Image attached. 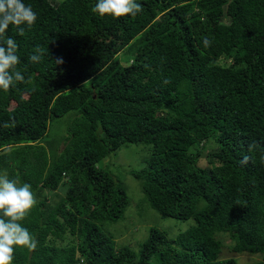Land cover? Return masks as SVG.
I'll return each mask as SVG.
<instances>
[{
	"label": "trees",
	"instance_id": "obj_1",
	"mask_svg": "<svg viewBox=\"0 0 264 264\" xmlns=\"http://www.w3.org/2000/svg\"><path fill=\"white\" fill-rule=\"evenodd\" d=\"M23 2L35 24L0 44L17 42L31 83L0 90V171L31 185L22 223L38 244L13 264H236L219 235L264 264V0H137L142 11L122 18L93 13L96 0ZM68 114L65 135L47 140ZM125 144L148 149L130 172L147 205L193 223L173 239L150 229L138 251L100 229L129 205L99 165Z\"/></svg>",
	"mask_w": 264,
	"mask_h": 264
},
{
	"label": "clouds",
	"instance_id": "obj_2",
	"mask_svg": "<svg viewBox=\"0 0 264 264\" xmlns=\"http://www.w3.org/2000/svg\"><path fill=\"white\" fill-rule=\"evenodd\" d=\"M141 11L142 5L137 0H96L92 8L93 13L112 18L135 16ZM36 20L37 15L31 5H26L23 0H0V37L5 36L10 26L18 29V34L23 36L25 26L31 28ZM204 42L208 44L207 39ZM17 53L18 44L12 37H7L0 44V90L8 91L16 83H31V77L26 80L18 69L20 57ZM43 54V49L37 47L30 60L37 63ZM52 62L58 65L63 61L56 58ZM2 126L8 127L9 124L5 122ZM255 147V142L249 143L248 151ZM248 162V155L239 161L241 165ZM36 202L29 183L10 177L6 170L0 171V264H13L17 247L36 249L38 241L22 223Z\"/></svg>",
	"mask_w": 264,
	"mask_h": 264
},
{
	"label": "rangeland",
	"instance_id": "obj_3",
	"mask_svg": "<svg viewBox=\"0 0 264 264\" xmlns=\"http://www.w3.org/2000/svg\"><path fill=\"white\" fill-rule=\"evenodd\" d=\"M69 116L70 114L55 119L51 123L47 140H55L65 135L66 120ZM212 147H214L213 144L207 146L208 149ZM148 156V149L145 145L125 144L99 164L124 185L129 199V205L119 220L105 222L100 227L101 231L110 236L119 248L127 247L131 250L138 251L139 246L148 238L150 229L160 230L168 239H173L180 233L188 230L193 224L191 220L179 221L172 218H162L145 202L140 189V183L130 172L143 169L146 166ZM207 164L206 158L202 156L199 160V165L205 167ZM62 192L63 190L61 188L57 191L58 195H61ZM45 195L52 202L58 200L53 192L46 191ZM218 239L223 244L220 255L221 259L234 258L236 264H251L261 259L259 254L231 252L230 247L232 242L227 235H219Z\"/></svg>",
	"mask_w": 264,
	"mask_h": 264
}]
</instances>
